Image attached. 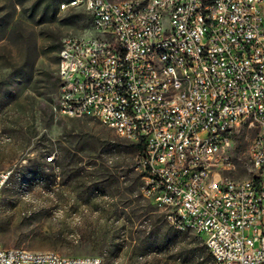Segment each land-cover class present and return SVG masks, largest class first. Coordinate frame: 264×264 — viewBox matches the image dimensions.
I'll list each match as a JSON object with an SVG mask.
<instances>
[{"label":"built area","instance_id":"built-area-1","mask_svg":"<svg viewBox=\"0 0 264 264\" xmlns=\"http://www.w3.org/2000/svg\"><path fill=\"white\" fill-rule=\"evenodd\" d=\"M92 2L93 34L60 48L68 64L59 72L67 82L59 85L58 111L82 110L80 119L99 120L141 145L144 197L169 224L195 225L217 264H264V0H161L145 26H137V11H151L153 0L149 9H142L141 0L124 8ZM162 2H170V10H162ZM245 5L263 7V15H247ZM161 12H169V19L161 20ZM107 14H114V25H107ZM90 20H100L101 30H93ZM99 33H108V41L109 34L118 35L112 53H105ZM162 43H169L168 73L175 74L168 81L171 92L172 83L184 82L182 65L196 75L195 93L172 92L181 97L178 108L162 101L160 86L152 87L153 47ZM73 52L82 54L84 74L71 65ZM172 52H181V60L172 59ZM171 62H178V70H171ZM71 83L84 87V101L76 100ZM199 87H206L205 96H198ZM60 103H70V110H60ZM117 114H124V122H117ZM243 127L256 131L249 148L253 178L236 185L226 173L236 169L232 150ZM188 149H196V159L188 158ZM220 149H227V158L212 159ZM191 162L199 163V174H192ZM10 174L0 171V199ZM150 186L159 187L158 197L150 196ZM0 264H99V257L63 262L57 253L33 257L0 245Z\"/></svg>","mask_w":264,"mask_h":264},{"label":"rangeland","instance_id":"rangeland-1","mask_svg":"<svg viewBox=\"0 0 264 264\" xmlns=\"http://www.w3.org/2000/svg\"><path fill=\"white\" fill-rule=\"evenodd\" d=\"M64 2L0 0V171L11 172L0 200V244L104 264H204V239L173 228L144 197L133 143L99 120L58 111L61 45L93 34L90 15L64 11ZM255 136L239 130L236 169L226 176L251 177ZM66 152L80 173L66 166Z\"/></svg>","mask_w":264,"mask_h":264},{"label":"bare ground","instance_id":"bare-ground-1","mask_svg":"<svg viewBox=\"0 0 264 264\" xmlns=\"http://www.w3.org/2000/svg\"><path fill=\"white\" fill-rule=\"evenodd\" d=\"M80 3H75L76 0H70L66 3L69 5L62 4V10L70 9H83L94 19V11L96 9V2L92 0H80ZM111 1V0H107ZM114 8H124L126 4H130L131 0L122 1V2H113L111 1ZM158 3H161V0H153L151 2V11L148 10H139L137 11V26H145V18H152V11H158ZM178 4H186V0H178ZM142 9H149L150 0H141ZM162 10H170V2H162ZM245 12L249 16L263 15V7L245 5ZM169 12H161V20H168ZM107 25H114V14H107ZM92 29L101 30L100 20H92ZM71 41L83 42L82 36H70L64 39L63 44H68ZM99 41H103V49L105 53H112V42H118L117 34L108 33H99ZM169 43H162L158 47H153V56H156V71H155V80H152V87L160 86V95L162 96V101L164 103H170V108H178V105L181 104V97H172L173 93L182 94H193L197 90V80L195 73H191L190 65H182V77H184V82L172 83V92L171 88L168 85V81H175V74L168 73V59H170ZM172 59L181 60V52H172ZM82 54L80 52H73L71 55V65H77V74H84V65H81ZM62 64H68V56H63V52L60 51V60L58 66V73L61 72ZM171 70H178V62H171ZM60 84H66L67 74L59 73ZM71 93L76 94L77 101H84V87L78 83H71ZM206 95V87L198 88V96ZM60 110H70V103H60ZM66 116L68 117H82V110H72ZM117 122H124V114H117ZM188 158L196 159V149H188ZM227 158V149H220L218 152H212V159H226ZM56 159L46 158L48 164L54 163ZM192 174H199V163L191 162ZM11 175V174H10ZM253 178V169H251V177L246 180L236 181V185H245L246 183H251ZM9 178H5L2 183V190L7 184ZM150 196L158 197L159 196V187L150 186ZM1 200V199H0ZM173 228L179 232H194L195 225L191 224H178L170 223ZM1 245V244H0ZM20 254L24 255H33V257H43V256H54L56 252H32L22 249H16ZM209 253L210 250L208 249ZM58 254V253H57ZM59 259L63 262H74L75 257H64L58 254ZM217 264V260H214ZM99 264H104L102 259L99 258Z\"/></svg>","mask_w":264,"mask_h":264},{"label":"trees","instance_id":"trees-1","mask_svg":"<svg viewBox=\"0 0 264 264\" xmlns=\"http://www.w3.org/2000/svg\"><path fill=\"white\" fill-rule=\"evenodd\" d=\"M59 84H60V79H59ZM133 146H134L135 150L137 152H139V154H140L142 151V146L141 145H135V144H133ZM75 157L76 156L74 154H72L70 152H68V153L66 152L63 160L66 163L67 167H70L71 165H73L72 170L75 171V173H80L82 170L80 168H78L79 162L74 159ZM68 159L69 160L71 159V160L68 161ZM201 258H202V261L204 262V264H215V261H214L212 255L210 253L203 252L201 255Z\"/></svg>","mask_w":264,"mask_h":264}]
</instances>
